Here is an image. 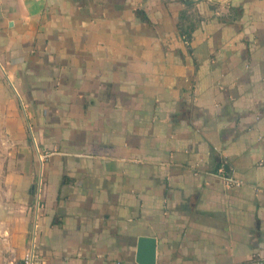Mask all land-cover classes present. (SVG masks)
Wrapping results in <instances>:
<instances>
[{
    "label": "crops",
    "instance_id": "1",
    "mask_svg": "<svg viewBox=\"0 0 264 264\" xmlns=\"http://www.w3.org/2000/svg\"><path fill=\"white\" fill-rule=\"evenodd\" d=\"M0 143V264H264V0H2Z\"/></svg>",
    "mask_w": 264,
    "mask_h": 264
},
{
    "label": "built area",
    "instance_id": "2",
    "mask_svg": "<svg viewBox=\"0 0 264 264\" xmlns=\"http://www.w3.org/2000/svg\"><path fill=\"white\" fill-rule=\"evenodd\" d=\"M2 0H0V4H1ZM186 43H188V40L186 41ZM221 174H217L218 177H220L225 186L228 188H234V187H239L242 185V182L231 177L228 176L224 173V171L220 172ZM41 187H42V182L40 181L38 184V194L40 195L41 192ZM34 238H33V245L32 248L25 253L24 257L20 260V261H11L7 264H46L42 259H40V257L37 255L36 251H35V246H34V242L36 239L35 236V231L33 234ZM115 264H121L120 262H117ZM255 264H263L260 260H255Z\"/></svg>",
    "mask_w": 264,
    "mask_h": 264
},
{
    "label": "water",
    "instance_id": "3",
    "mask_svg": "<svg viewBox=\"0 0 264 264\" xmlns=\"http://www.w3.org/2000/svg\"><path fill=\"white\" fill-rule=\"evenodd\" d=\"M139 250V262L141 264H155V241L154 239L141 238ZM143 252V255H142ZM146 257H145V255Z\"/></svg>",
    "mask_w": 264,
    "mask_h": 264
},
{
    "label": "rangeland",
    "instance_id": "4",
    "mask_svg": "<svg viewBox=\"0 0 264 264\" xmlns=\"http://www.w3.org/2000/svg\"><path fill=\"white\" fill-rule=\"evenodd\" d=\"M2 143H0V147H1ZM11 156L9 154H5V153H0V162L1 161H6L10 158ZM3 171L0 170V176L2 174Z\"/></svg>",
    "mask_w": 264,
    "mask_h": 264
},
{
    "label": "trees",
    "instance_id": "5",
    "mask_svg": "<svg viewBox=\"0 0 264 264\" xmlns=\"http://www.w3.org/2000/svg\"><path fill=\"white\" fill-rule=\"evenodd\" d=\"M180 27H181L182 34H187V35L190 34V28H186L185 24H182Z\"/></svg>",
    "mask_w": 264,
    "mask_h": 264
}]
</instances>
